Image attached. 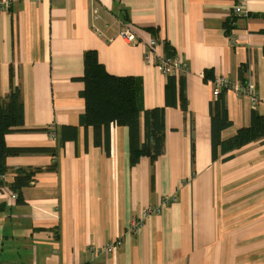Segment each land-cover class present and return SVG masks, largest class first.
<instances>
[{
    "label": "crops",
    "instance_id": "0c3cea01",
    "mask_svg": "<svg viewBox=\"0 0 264 264\" xmlns=\"http://www.w3.org/2000/svg\"><path fill=\"white\" fill-rule=\"evenodd\" d=\"M154 34L158 57L184 61L187 74L145 60ZM91 53L140 81L145 109L164 110L156 161L132 164L127 127L84 123ZM218 77L257 92L253 106L221 91L226 141L253 110L264 116V0H17L0 12V98L20 86L24 102L23 128L5 137L17 154L0 187V264H264V138L213 159ZM20 169L35 175L19 203L10 185ZM148 208L161 209L143 221Z\"/></svg>",
    "mask_w": 264,
    "mask_h": 264
},
{
    "label": "trees",
    "instance_id": "16d2710c",
    "mask_svg": "<svg viewBox=\"0 0 264 264\" xmlns=\"http://www.w3.org/2000/svg\"><path fill=\"white\" fill-rule=\"evenodd\" d=\"M227 30L233 28L232 21H228ZM156 39L155 34L152 35ZM174 56H168L173 58ZM81 81L85 84L80 93L85 100L86 111L84 123L97 128L111 126H125L130 134V160L137 164L142 157H149L156 161L164 152L165 112L163 109H145L143 106V90L138 79L132 77H118L107 72L99 62L95 53L85 58V73ZM247 81L241 82L245 84ZM221 95V94H220ZM215 102L212 114V152L213 159L218 153L228 154L255 140L264 138V116L255 110L251 114V125L241 128L230 139L223 141L221 133L230 127L232 122L226 112ZM222 103V102H221ZM144 115L145 140L142 143L139 135L140 117ZM24 126V102L20 86L11 87L10 93L0 98V187L6 186L4 177L8 173L6 158L17 154L10 150L5 143V137L19 132ZM229 159V158H228ZM227 160V159H225ZM15 181L10 189L22 202V189L33 182L35 172L23 169L16 171Z\"/></svg>",
    "mask_w": 264,
    "mask_h": 264
},
{
    "label": "built area",
    "instance_id": "2783aa9c",
    "mask_svg": "<svg viewBox=\"0 0 264 264\" xmlns=\"http://www.w3.org/2000/svg\"><path fill=\"white\" fill-rule=\"evenodd\" d=\"M16 1L17 0H0V12L7 11L11 7L12 3ZM30 1L38 2L40 0H30ZM244 1L246 2L247 0ZM235 11L237 14L242 13L241 7L235 9ZM120 37L129 45L138 44L136 41V37L130 31L129 27H124L122 29L120 33ZM156 46H157V41L155 39H153V41H151L148 45L149 52L145 53V60L148 63L155 65L158 71L165 76L187 74L188 68L184 61L174 57L173 58L158 57L155 51ZM212 84H213L212 95L214 98H218L219 95L221 94V91L223 90H234L248 97L253 106H256L257 104V92H256V87L253 83H247V82L245 84H242L241 82L232 83L230 80L226 79L225 77H218L212 81ZM14 197H16V195ZM176 200H177L176 195H173L163 199L161 203L162 205H170ZM160 209H152V208L146 209L142 217V220L145 221L149 216L153 215L154 213L158 214L160 212ZM138 224H139L138 222L132 223V228L136 229ZM119 244H120L119 242L110 244L109 246L104 248L103 251L106 253H112Z\"/></svg>",
    "mask_w": 264,
    "mask_h": 264
},
{
    "label": "rangeland",
    "instance_id": "374dc122",
    "mask_svg": "<svg viewBox=\"0 0 264 264\" xmlns=\"http://www.w3.org/2000/svg\"><path fill=\"white\" fill-rule=\"evenodd\" d=\"M145 212V211H144ZM144 212H143V215H144ZM143 217V216H142Z\"/></svg>",
    "mask_w": 264,
    "mask_h": 264
}]
</instances>
